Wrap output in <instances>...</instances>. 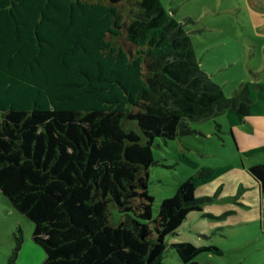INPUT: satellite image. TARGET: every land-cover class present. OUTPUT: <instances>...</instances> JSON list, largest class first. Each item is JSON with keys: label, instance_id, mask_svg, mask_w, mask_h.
<instances>
[{"label": "trees", "instance_id": "1", "mask_svg": "<svg viewBox=\"0 0 264 264\" xmlns=\"http://www.w3.org/2000/svg\"><path fill=\"white\" fill-rule=\"evenodd\" d=\"M245 90L224 97L161 0H0V190L33 222L44 264H167V239L192 213L214 218L204 206L220 189L197 191L232 167L181 154L196 172L154 216L153 146L221 113L235 142L234 127L264 111V86ZM248 173L264 194V164ZM14 238L8 264L23 231ZM172 247L182 264L223 255L215 245Z\"/></svg>", "mask_w": 264, "mask_h": 264}, {"label": "rangeland", "instance_id": "2", "mask_svg": "<svg viewBox=\"0 0 264 264\" xmlns=\"http://www.w3.org/2000/svg\"><path fill=\"white\" fill-rule=\"evenodd\" d=\"M161 4L183 25L200 69L222 88L225 98L244 94L249 84L264 86V0H161ZM190 126L195 133L174 141L157 139L153 146L158 163L149 170L154 216L160 202L173 197L177 188L196 172L180 161L181 154L196 160L201 168L240 162L225 113L214 119L193 121ZM244 159L250 164H264V150ZM237 216L227 211L220 218L198 220L197 225L183 228L179 236L167 239L164 261L182 264L172 247L178 241L215 245L223 251V255L201 254L198 260L202 264H264V218L263 222L249 219L240 225H209ZM19 230L23 231L24 242L17 264H44V250L32 240L33 222L17 211L0 190V264H8L15 247L14 235Z\"/></svg>", "mask_w": 264, "mask_h": 264}, {"label": "crops", "instance_id": "3", "mask_svg": "<svg viewBox=\"0 0 264 264\" xmlns=\"http://www.w3.org/2000/svg\"><path fill=\"white\" fill-rule=\"evenodd\" d=\"M229 124V123H228ZM245 126V128L243 127ZM235 144L240 162H231L232 168L215 182L201 187L197 191V197L213 196L220 189L218 197L204 206V213L212 214L214 218H220L227 211H233L238 216L219 223L210 222L213 227L216 224L240 225L249 219L264 218V194L259 190L256 182L250 177L248 169L259 164L247 163L243 160L252 154L258 153L264 147V111L261 116L247 117L246 121L234 127ZM254 151L253 153H250ZM227 166V165H225ZM192 221L188 228L197 225L198 220H205L198 213H192ZM213 219V218H212ZM244 221V222H242ZM208 223L203 228H207ZM185 228V229H188ZM206 245V244H199Z\"/></svg>", "mask_w": 264, "mask_h": 264}]
</instances>
